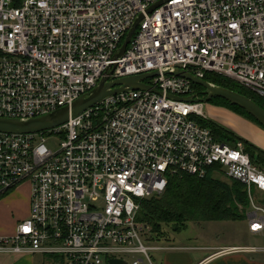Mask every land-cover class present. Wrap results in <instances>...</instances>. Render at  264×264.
I'll return each mask as SVG.
<instances>
[{"label": "built area", "instance_id": "2783aa9c", "mask_svg": "<svg viewBox=\"0 0 264 264\" xmlns=\"http://www.w3.org/2000/svg\"><path fill=\"white\" fill-rule=\"evenodd\" d=\"M173 70L220 75L264 99V0H0V118L69 107L102 79L155 73L144 83L160 92L129 89L45 132L0 133V196L30 185L28 216L0 237V255L154 264L149 252L180 248L148 242L141 202L175 175L209 171L244 187L249 231L264 229L252 197L264 196V164L200 126L202 104L168 97H199Z\"/></svg>", "mask_w": 264, "mask_h": 264}, {"label": "trees", "instance_id": "16d2710c", "mask_svg": "<svg viewBox=\"0 0 264 264\" xmlns=\"http://www.w3.org/2000/svg\"><path fill=\"white\" fill-rule=\"evenodd\" d=\"M203 80L239 93L254 101L264 110V99L231 80L213 73H206ZM193 88L199 97H204L202 87L193 86ZM209 102L225 107L236 116L264 131L259 123L240 108L219 98H213ZM196 120L200 126L209 129L221 142L241 141L251 161L264 164V153L247 140L206 118L196 117ZM249 206L247 194L240 183L224 182L214 175L213 171H209L203 178L175 175L169 179L166 190L161 196L141 202L136 220L148 227V242L156 244L161 241L164 226L179 233L190 223L239 221L245 219Z\"/></svg>", "mask_w": 264, "mask_h": 264}, {"label": "rangeland", "instance_id": "374dc122", "mask_svg": "<svg viewBox=\"0 0 264 264\" xmlns=\"http://www.w3.org/2000/svg\"><path fill=\"white\" fill-rule=\"evenodd\" d=\"M202 111L205 118L231 130L234 134L253 144L258 150L264 153V148L260 147L264 144L258 140H254V134L243 124L237 120V116L225 107L208 102L202 104ZM256 141L258 144H255ZM47 145L53 151L58 149L59 140L49 139ZM224 182L231 183L223 174L214 173ZM16 190V189H15ZM255 205L264 209V196L252 193ZM251 208L248 209V212ZM24 210L23 195L14 189L0 196V229L1 225H5L7 229L10 227L9 219L12 215L15 217L22 215ZM25 219V218H24ZM23 219V220H24ZM22 221V220H21ZM248 223L247 215L245 219L239 221H211L203 223H190L179 233H175L170 227L162 228L161 241L156 243L160 245L187 247L190 245L209 246V245H229V244H244L258 247L264 250V229L258 234L251 235L247 232L246 226ZM262 247V248H261ZM154 264H159L162 259L163 252H149ZM9 256L0 255V264H9ZM128 260L130 258H127ZM43 258L40 255H35L33 264H41Z\"/></svg>", "mask_w": 264, "mask_h": 264}, {"label": "water", "instance_id": "95a60500", "mask_svg": "<svg viewBox=\"0 0 264 264\" xmlns=\"http://www.w3.org/2000/svg\"><path fill=\"white\" fill-rule=\"evenodd\" d=\"M137 23L138 21L133 24L132 28L127 33L126 38L121 46L119 55L123 53L127 44L129 43ZM166 74L184 78L190 81L194 86H200L204 89V97L193 96L192 98H178L175 96H168L169 98L182 102L199 104H205L213 98H219L243 110L264 129V110L251 99L232 90L215 86L205 80L198 79L185 71L173 70L171 72H166ZM155 75V73H149L139 76L121 78L112 82H107L106 79H102L91 92L74 101L69 107L66 106L50 114L26 120L0 118V133L36 134L45 132L47 130L62 126L68 121L69 117H75L79 115L96 103L100 102L105 97L116 95L129 89L149 90L151 92L160 94V92H158L156 89L144 83L145 80L152 78ZM109 264H126V262L112 259L109 261Z\"/></svg>", "mask_w": 264, "mask_h": 264}, {"label": "crops", "instance_id": "0c3cea01", "mask_svg": "<svg viewBox=\"0 0 264 264\" xmlns=\"http://www.w3.org/2000/svg\"><path fill=\"white\" fill-rule=\"evenodd\" d=\"M243 126L248 128L254 134V140H258L264 144V131L252 123L237 116ZM248 141V139H245ZM249 142V141H248ZM255 144H258L254 141ZM250 143V142H249ZM253 145V144H252ZM264 148V145L260 146ZM16 189V190H15ZM20 192L23 195L24 210L22 215L16 217L12 215L9 219L10 227L7 229L5 225H1L0 237L12 236L15 233L17 225L21 220L26 218L29 213L30 203V185L28 182H22L14 192ZM8 193V192H7ZM248 213V212H247ZM246 230L249 234L255 235L258 233H251L248 228ZM161 248L174 247L160 244H153ZM177 250H160L163 252L162 259L159 264H264V250L249 246V245H209L196 246L190 245L187 247H176ZM262 248V247H261ZM35 256V255H34ZM34 256L25 255L10 258L9 264H33ZM42 264V262H41Z\"/></svg>", "mask_w": 264, "mask_h": 264}]
</instances>
